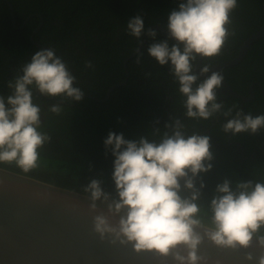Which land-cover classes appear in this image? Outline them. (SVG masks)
I'll return each mask as SVG.
<instances>
[{
    "label": "trees",
    "instance_id": "trees-1",
    "mask_svg": "<svg viewBox=\"0 0 264 264\" xmlns=\"http://www.w3.org/2000/svg\"><path fill=\"white\" fill-rule=\"evenodd\" d=\"M11 2L17 23L21 26L28 19L23 28L15 27L9 4L0 0V53L14 56L11 65L18 75L12 74L13 80L22 75L23 68L21 62H14L15 57L24 55L30 59L39 51L53 50L75 78L73 87L90 96L82 95L79 101L66 95L58 96L61 103L55 106H59L61 111L55 114L45 107L42 100H38L42 96L33 87V103L41 109L38 131L49 139L38 149L37 166L28 172L15 162H0V167L87 195H91L87 190L89 184L97 180L107 197L102 198L117 201L119 197L112 179L114 157L104 145L108 134L122 133L127 140L138 141L144 137L158 143L165 133L172 135L176 126L168 118L164 105L168 104L172 110L180 107L182 114L186 113L185 97L179 92L171 65L161 66L148 53L151 44L168 38L167 33L153 29L158 33L156 39L149 36L141 51L125 66L126 58L141 45L149 27L158 24L166 28L169 13L178 9L181 0ZM137 15L142 16L145 22V32L140 38L131 36L127 29L129 19ZM230 21L229 36L220 54L212 59L204 58V65L231 57L258 31L264 24V0H237ZM38 27L34 42L31 33ZM172 43L174 41L169 40V44ZM262 45L263 40L255 42L250 52ZM203 80L200 77V81ZM124 81L127 83L116 87L108 100H98L105 98L111 87ZM231 115L234 118L236 112ZM162 116L166 117V123L160 120ZM212 124L210 119L185 117L181 120L180 130L185 137L194 134L210 137L211 170L195 177L189 173V178L199 193L195 203L200 211L195 218L214 227L211 202L220 195L216 191L217 186L225 180L231 182L233 190L241 182L264 183V164L252 161L240 164L230 148L216 144L212 135H218V141L223 142L225 134L221 132L222 137L217 132L218 129L222 131L221 125ZM207 128L211 133H202ZM236 137L239 136L236 134ZM181 185V197L191 199L194 191L183 187V180ZM254 235L264 237V226Z\"/></svg>",
    "mask_w": 264,
    "mask_h": 264
},
{
    "label": "clouds",
    "instance_id": "clouds-1",
    "mask_svg": "<svg viewBox=\"0 0 264 264\" xmlns=\"http://www.w3.org/2000/svg\"><path fill=\"white\" fill-rule=\"evenodd\" d=\"M236 7L237 0H181L178 9L167 17L168 38L148 48L149 55L161 66L171 65L179 92L185 97L188 118L208 120L224 109L217 95L224 76L217 72L206 75L210 72L208 64L197 75L195 65L199 58L212 59L220 54L229 36L230 14ZM127 29L131 36L140 38L145 32L143 17L129 19ZM148 34L153 40L158 35L151 29ZM169 40L174 43L170 45ZM21 71L22 75L8 84L10 94L0 95V162H15L28 172L37 166L38 149L49 139L38 131L41 109L33 103L32 88L45 96L66 95L77 101L82 93L73 87L75 78L53 50L35 53ZM201 75H206L203 81ZM50 111L59 114L61 109L54 105ZM223 114L230 116L232 109ZM181 127L177 120L173 134L165 133L158 143L144 137L127 140L115 132L104 140L114 157L112 179L119 197L114 211L125 213L119 231L127 241L134 242L137 251L156 250L168 255L177 245L195 249L200 242L194 231L201 224L195 218L200 211L195 203L199 193L189 173L195 177L211 170L210 137H185ZM223 128L233 134H255L264 128V115L254 117L237 111ZM182 180L183 187L194 191L191 199L180 195ZM87 190L93 201L107 198L97 180L91 181ZM216 191L220 195L211 202V239L220 245L248 247L254 233L264 226V183L241 182L233 190L231 182L225 180ZM95 227L102 235L113 231L102 216L96 218ZM189 259L194 264V252ZM259 264H264V257Z\"/></svg>",
    "mask_w": 264,
    "mask_h": 264
},
{
    "label": "water",
    "instance_id": "water-1",
    "mask_svg": "<svg viewBox=\"0 0 264 264\" xmlns=\"http://www.w3.org/2000/svg\"><path fill=\"white\" fill-rule=\"evenodd\" d=\"M6 1L15 27L23 28L28 19L20 26L13 3ZM39 28L32 35L33 41ZM150 29H160L168 34L162 25L149 27L141 45L126 58V67L128 60L143 48ZM261 36H264V25L244 42L236 58L218 63L209 73H219L223 67L239 63ZM202 62L203 58H199V73ZM126 83L111 87L103 99L93 98L106 101L116 87ZM222 84L227 95L249 99L233 92L229 83L223 81ZM185 117L186 114L181 119ZM114 202L105 198L93 201L91 195L0 167V264H193L189 259L192 252L197 257L194 264H259L260 258L264 257L263 236L253 235L248 247L220 245L211 239L214 227L203 223L194 229L200 238L195 249L180 244L168 255L156 250L137 251L134 242L127 241L119 231L120 219L125 213L116 214ZM101 216L106 218L113 231L103 235L96 231V218Z\"/></svg>",
    "mask_w": 264,
    "mask_h": 264
},
{
    "label": "flooded vegetation",
    "instance_id": "flooded-vegetation-1",
    "mask_svg": "<svg viewBox=\"0 0 264 264\" xmlns=\"http://www.w3.org/2000/svg\"><path fill=\"white\" fill-rule=\"evenodd\" d=\"M12 22H13V18H12ZM263 25L260 26L258 31H260ZM35 31L31 33L32 41H33L32 35ZM258 31H256L255 33H257ZM260 40H263V45L261 47L257 46L258 48H254L253 51L251 52L249 48V50L247 51V53L239 63L227 67H223L219 71V73L224 76L223 81L229 83L231 90L233 92L242 95L244 97H247L249 99H244L242 97H237L233 95L231 96L227 95L228 91L225 92L223 91L224 85L222 84V87L217 90V95H218V102L224 104L225 110L216 113L214 117L210 118V120L213 122L212 126H217V127H220V125L222 126V131L218 129L217 132L219 134H221V132L225 134V137H223L222 135L223 133L220 135L223 138H225V141L223 142L218 141V137H219L218 135L216 136L212 135L213 139L216 141V144L230 148V150H232V152L237 157L240 164L250 161L264 164V128H261L255 134H252L250 131L237 134V136L241 137V139H239V137L238 138L236 137V134L224 131L223 125L226 124L228 120L232 119V115L225 116L223 113L227 112L229 109H232V114L234 112L241 111L244 114L250 113L254 117L258 115H264V52H263L264 36H261L255 42H258ZM80 42L82 41L80 40ZM242 46L238 49L237 52L231 54V57L222 60L220 62H215L212 65H209L210 70L218 63L230 61L236 58L239 55ZM9 49H11V46H9ZM12 57L14 58V56L10 53H7L6 55H4L3 52L0 53V95H3L5 97H7V95H9L11 92V89H9L8 84L9 82L14 81L12 74L18 75V73L13 72L14 66L12 67L13 65ZM32 57L33 56H31L30 59H28V56H24V55L21 57H15L14 62L17 63L21 62V64H23L24 67L27 63L31 61ZM197 63L195 65V71L196 74L199 75L197 69ZM203 66L204 63L202 62L200 68H202ZM206 75H211V73ZM206 75H201L200 77L205 79ZM37 93L42 96V98H39L38 100H42L43 104L47 109H51L52 106L59 105L61 103V100L58 97L45 96L39 92ZM82 95L85 96L89 94L83 93ZM45 98H47L48 103L45 102ZM164 110L166 111L168 118L173 123H176L177 120H179L181 123L182 120L181 118L185 115L182 114L180 107L172 110L170 106H168V104L164 105ZM44 114L45 113L43 112L42 116ZM160 120L164 122L166 121V117L162 116L160 117ZM206 131L211 133L210 128L205 129L202 133H205Z\"/></svg>",
    "mask_w": 264,
    "mask_h": 264
}]
</instances>
